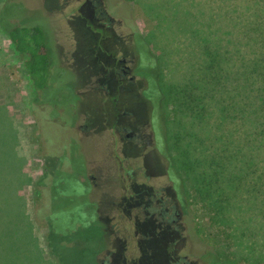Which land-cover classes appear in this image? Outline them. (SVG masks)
<instances>
[{
    "label": "rangeland",
    "instance_id": "1",
    "mask_svg": "<svg viewBox=\"0 0 264 264\" xmlns=\"http://www.w3.org/2000/svg\"><path fill=\"white\" fill-rule=\"evenodd\" d=\"M101 2L113 20L103 38L88 3L78 11L79 0H68L47 14L42 0H0V264H264L261 196L251 202L241 188L219 214L192 175L169 167L176 107L166 93L200 75L201 46L190 32L210 24L216 35L219 28L231 51V9L246 0ZM31 24L45 28L52 54L45 91L33 89L7 36ZM118 55L133 57L140 86L130 93L113 70ZM230 65L220 63L223 73ZM215 89L224 119L210 102L206 135L220 137L224 149L228 139L241 146L247 136L241 112L229 118L237 115L228 106L229 76ZM124 107L148 108L146 149L122 143L112 128ZM129 173L138 179L129 183ZM121 175L123 184L115 180ZM158 198L169 202L165 215L173 206L181 212L178 226Z\"/></svg>",
    "mask_w": 264,
    "mask_h": 264
},
{
    "label": "trees",
    "instance_id": "2",
    "mask_svg": "<svg viewBox=\"0 0 264 264\" xmlns=\"http://www.w3.org/2000/svg\"><path fill=\"white\" fill-rule=\"evenodd\" d=\"M244 10L250 17L243 14ZM231 11L227 45L232 50L224 48L223 39L219 36L221 29L218 28L215 35L210 24L199 27L194 34L190 32L201 46V64L198 66L200 69L197 68L200 75L196 74L195 80L189 77L184 84L166 93L167 99L176 107L172 110L170 127L176 155L169 167L174 174L180 171L192 175L196 192L212 200L210 204L219 214L228 210L223 203L239 194L241 188H245L244 196L248 195L251 202H257L256 194L261 196L260 203L264 207V0H246L241 5H233ZM7 36L23 61L33 89H46L53 69L44 28L16 25L9 28ZM224 60L231 62L225 73L220 67ZM228 76L232 88L228 106L237 114L229 118H239L241 112L247 141L236 146L228 139L224 149L222 139L207 137L203 125L207 123L210 102L221 107L218 117L224 119L220 94L215 98L214 93L218 91L215 87L220 86L221 77L228 79ZM256 105L261 107L257 109ZM259 158L260 163L257 161ZM33 238L37 244L34 235Z\"/></svg>",
    "mask_w": 264,
    "mask_h": 264
},
{
    "label": "flooded vegetation",
    "instance_id": "3",
    "mask_svg": "<svg viewBox=\"0 0 264 264\" xmlns=\"http://www.w3.org/2000/svg\"><path fill=\"white\" fill-rule=\"evenodd\" d=\"M42 2H43V7L45 9V12L47 14L48 13L50 14V13L60 10L62 5L68 3V0H65L64 2L61 0H42ZM87 3L90 7V10L93 12V17L95 20L94 22L97 23L95 27H98L96 29L101 34L100 38H103L105 37L104 29L109 28L113 20L109 16H107L106 12L101 8L102 7L101 0H79L78 11L82 7V5L87 4ZM35 25H38V24L23 25V26H35ZM38 26H41V25H38ZM41 27L44 28L43 26ZM86 27H89L87 23H86ZM93 30L95 31V29ZM115 61H116L115 63L116 66L114 67L113 70L116 76L121 81V83L125 84V88L123 90H125V92H128V93L132 92L133 89L136 90L140 86L139 85L140 83L136 77L131 75L133 71V67H132L133 57L129 56V58H127L126 56L118 55L115 57ZM52 65H53V62H52ZM46 89L42 91H45ZM105 89L108 91V88H105ZM113 108L115 110V107ZM124 108L125 109H123L120 112L118 110L115 111L114 121H113L114 125L112 126V128L115 129V131H117L119 135L118 138L121 140L122 143L128 144V145H132V144L136 146L138 145L137 148H141L140 150L146 149V147H148V132H147L148 120H145L146 119L145 116L148 113V108L147 107H133V108L124 107ZM76 129L77 130H87V127L79 126ZM122 175L120 177H117V179H115L117 183L123 184L122 181L126 182L127 177H128L127 179L129 180V183L138 179V177L132 175L131 173H129L127 177H124V176L122 177ZM140 178L142 179V181L144 180L143 183H146L145 189L148 190V178H150V176L148 177V175H145V177L140 176ZM91 179L93 180V183L91 182L92 187L99 190L100 189L99 187H101L102 183L98 184L97 182H94L96 180L94 176H92ZM162 190L165 191V189H162ZM93 192L94 191L90 190V192L87 193L86 197L88 199L89 204H90L89 197L91 196L90 194H93ZM118 198H116L115 201L118 200ZM122 200H126V199L122 198ZM157 201L160 203L162 214L164 217L168 219V223L170 225L174 224L178 226L177 221L181 219V212H177L175 210V207L173 206V210H174L173 213H171V215H165L166 213L164 210L167 206H169L168 200L165 203L163 199L158 198ZM146 209L148 211V201H147ZM101 264H105V262H101Z\"/></svg>",
    "mask_w": 264,
    "mask_h": 264
}]
</instances>
